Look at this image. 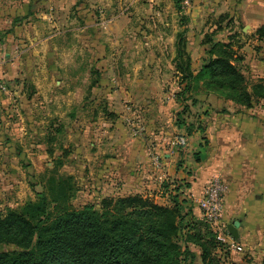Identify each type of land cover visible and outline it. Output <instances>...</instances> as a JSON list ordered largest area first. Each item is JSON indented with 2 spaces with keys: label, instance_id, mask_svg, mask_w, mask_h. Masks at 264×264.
Wrapping results in <instances>:
<instances>
[{
  "label": "crops",
  "instance_id": "1",
  "mask_svg": "<svg viewBox=\"0 0 264 264\" xmlns=\"http://www.w3.org/2000/svg\"><path fill=\"white\" fill-rule=\"evenodd\" d=\"M28 1L31 0L25 3L29 4ZM37 1L45 2L33 0L35 4ZM86 1H76L75 4L79 6L75 7L71 17L68 15L73 27L58 29L52 35L59 33L66 36L71 58L49 64V68H55L59 73L68 71V67L72 68L71 81L78 87L85 82L94 84L81 102V91L76 86L73 91L64 93V90H60L51 97L45 88H39L41 82L50 83L45 81L47 77L50 78L47 66H43L46 62L39 66L42 73L40 77L32 80L19 79L21 62L15 55L0 60V83L9 80H15L16 83L28 81L32 84V90H36L34 93L22 91L21 105L25 106V110L18 109L16 104L15 111L18 113L11 115L9 109L5 110L2 106L7 98L0 91V192L5 187V180L12 183L13 167H17L15 161L21 163L24 159L27 165L32 162L29 158L38 156L42 162L49 164L52 163L49 160L53 159L54 163L68 154L69 151L66 154L64 148L62 154H55V147L63 145L57 136L66 127L67 114L73 118L69 126L75 139L70 146L76 147L74 158H79L78 161L82 160V150L77 140L81 135L91 137L93 155H88L98 166L95 168L97 189L101 188L102 183L103 189L107 188L105 191L114 195L140 193L163 205H171L174 196L184 204L185 199L191 197L197 203V198L212 178L219 175L228 182L224 192L223 221L230 223L237 220L241 235L240 220L247 216L250 224L243 228L253 236L259 235V227L264 224V98H259L247 109L219 110L216 107L213 113H202L200 120L206 118L207 121L202 125L184 121L166 126L165 121L160 122L159 118L162 116L163 119L173 107L161 105L158 110L152 104L160 101L163 95L159 88L164 78L162 69H174L177 63L180 30H185L188 51L192 48L188 41L195 40L196 47H200L201 59L207 47L203 43V35L207 33H215L218 39L232 41L235 47L242 50L247 47V44L241 45L243 41L247 40L249 44L254 42L255 53H250L249 57L244 54L245 59L238 54L242 57L238 63L244 66L250 64L254 73L263 74L264 34L261 35L262 31L258 29L264 28V0H189L183 4L182 11H178L174 0H89L93 2L92 7L85 8L86 4L82 9ZM28 8L22 16L16 12V19L30 14ZM60 8L65 10L68 7L62 4ZM225 13L228 17L221 20L219 16ZM24 25L22 32L26 34L32 28L37 30V24L32 27ZM8 37L10 40L13 36L9 33ZM32 40L35 42L26 47L29 54L38 51L47 53L49 36L33 35ZM6 44L0 42V52L2 45ZM84 51L88 52L90 59L86 62V69L81 70L83 65L75 61L79 52ZM196 61V58L193 59V67L201 62L200 59ZM63 82L64 79L56 78L54 85L57 87ZM115 84L118 89H112ZM70 94L73 99L66 98ZM18 97L16 101L20 100ZM68 100H74L70 107L71 113H61ZM117 100L121 102L120 107L116 105ZM139 100L138 112L149 117L147 136L129 138L121 119L125 113L123 104L134 107L135 101ZM51 101L58 106L54 113L49 110ZM34 106H40L44 115L34 116ZM49 115L54 116V119H50ZM17 116L20 121H16ZM85 116H89L88 123L82 124L81 119ZM239 118L248 121L247 124L240 123ZM27 126L30 128L27 129ZM27 130L30 134L39 131L40 137L31 145L35 150L26 146V152L22 154L12 133L26 134ZM150 148L159 156L160 165L154 163ZM11 186L17 188L18 184ZM13 191L15 189L11 193ZM99 193V190L94 191V194ZM197 204L192 208L194 214L199 216L201 209ZM238 240L235 239L236 242Z\"/></svg>",
  "mask_w": 264,
  "mask_h": 264
},
{
  "label": "rangeland",
  "instance_id": "2",
  "mask_svg": "<svg viewBox=\"0 0 264 264\" xmlns=\"http://www.w3.org/2000/svg\"><path fill=\"white\" fill-rule=\"evenodd\" d=\"M26 0H0V13H1V20H0V42H6V45H2V51L0 52V60H6L8 57H12L15 55V58L21 62V73L18 72L19 79L24 78H36L40 77L42 74L40 72L39 66L41 64H44L43 62H46L43 66H47L48 75L50 78L47 77L45 81L50 82L48 84H41L39 85V88L43 90L45 88V91L48 92L49 96H56L57 91L64 90V93H68L70 91H73L78 87L75 83H72L71 79L73 77V70L72 68L68 67V71L63 70L61 73H59L55 68H49V64L56 63L58 60H69L71 58V55L68 54V47L70 44L68 43V40L65 39L66 36H63L59 33L52 36L58 29L62 30L63 28H71L73 27L72 20H69L67 17L70 16L73 10H75L76 6H79L78 4H75L78 0H45V2H36V4L33 2V0L28 1L29 4L25 3ZM91 1V0H90ZM89 0H87L85 4L82 5L83 7L87 4L85 8L92 7L93 2L90 3ZM11 2V3H10ZM175 2V0H174ZM185 3V0H183L182 5ZM62 4H65L68 8L65 10H61ZM98 6V2L96 3ZM29 7V8H28ZM31 11L30 14H28L25 18H19L16 19L15 13L18 12L22 16L26 10ZM24 9V11H23ZM178 10V11H182ZM63 11V12H62ZM20 17V16H19ZM71 17V16H70ZM216 16H214V19ZM77 23V22H75ZM27 27H30L33 24H37V30L32 28V30L29 32V34L24 31L22 32V29H24L25 25ZM16 26L15 27H13ZM240 26V24H238ZM77 26V24H76ZM32 27V26H31ZM78 28L75 29L76 32H78ZM81 31V30H80ZM180 30L178 34L181 32ZM37 32V33H36ZM11 33L13 37L8 40V34ZM36 33V34H35ZM182 36L187 38L185 35V30L182 31ZM41 35L42 37L49 36V45L47 53L40 51L36 53L29 54L28 50L26 49L27 45L30 43H34L35 41L32 40L33 35ZM59 34V35H58ZM29 35V36H27ZM61 35V36H60ZM206 35H203V39H205ZM190 41H193L190 43ZM195 40H189V44L192 45V48L190 51L187 50L188 46H186L187 53L190 55V64L191 69L194 73V75L199 74L202 64L204 62L203 59L200 57V47H196L194 44ZM247 44V47H242V49L235 47L236 45H233L236 49L237 54L242 55L243 59H245V55L249 57L250 53L254 54L255 50L253 48L254 42L248 43L246 40L243 41V45ZM197 48V49H196ZM207 47L203 51V56L205 55ZM57 51L58 53L54 52ZM242 51H246L245 53ZM6 53H9V56H6ZM245 54V55H244ZM264 54V53H263ZM76 55V54H75ZM78 58L76 57V62L81 63L83 65V69H86L85 65L86 62L88 63V60L90 59V56L87 51L79 52ZM198 61V59L201 60V62L193 67V59ZM256 58V57H255ZM32 61V62H31ZM196 61V62H197ZM246 63V62H245ZM196 64V63H195ZM239 64V63H238ZM246 77V81L248 84L249 89H252V86L254 83L263 82L264 83V73L263 74H256L254 73L251 68L250 64H240L239 65ZM31 67V69H30ZM33 68V71H32ZM44 69V68H43ZM163 75V81L159 85L160 88V94L161 99L160 101H154L152 105H156V109L159 110V107L161 105H170L173 107V110L169 112L168 115H165L162 119L159 118V121L162 122L165 121L166 126H171L173 123H178L184 121H192L194 125H202L206 123V118H203L204 120H200L202 113H207L208 111H212L214 108H218L219 110H228V108L235 109H241L240 107L247 109V107L241 106L236 103H232L229 99H226L220 95H218L215 92L210 91V89L204 88V80L201 79L199 82H194L191 88L186 87V81L182 80L183 74L177 69V66L175 65L174 69H162ZM66 72V73H65ZM264 72V71H263ZM62 76V78H60ZM95 76V74H94ZM64 79V82L62 84H59L57 87L54 85L55 79ZM25 79V80H27ZM32 79V80H33ZM68 81V82H67ZM0 86V91H2L3 97L6 99L4 102V109H9L10 115L13 113H18V111H15V106L17 104V108L20 110H25V106H22V100H21V94L23 92L26 93H34L36 90H32V84L28 81H24V83L20 82L16 83L15 80H9V81H2ZM76 86V87H75ZM93 84L89 82L80 83L79 89H80V102L82 101L83 96L90 92V89L92 88ZM118 89L119 87L115 84L112 85V89ZM23 91V92H22ZM39 94V93H38ZM19 95V97H18ZM20 98V100L16 99ZM37 98L38 95H35ZM11 101H10V99ZM67 99H73L72 94L68 95L66 97ZM9 99V100H8ZM69 102L65 101V107L61 109V113H64L67 111V113H71L70 107L72 105V100H68ZM76 102V101H75ZM139 101H135L134 107L130 106L128 103L123 104V109H125V113L122 114L121 119L123 120L124 126L128 131L129 138H135V137H142L145 138L147 136L146 129L148 127V121L149 117L147 118L144 113L140 114L138 112ZM258 102V100L256 101ZM31 103V102H30ZM15 105V106H14ZM34 105V104H33ZM39 105V104H38ZM101 105V104H100ZM116 105L118 107L121 106V102L119 100L116 101ZM69 106V108H68ZM258 106V103H257ZM58 107L54 101L50 102L49 110H51L52 113H54V110L58 109L55 108ZM250 108V107H249ZM44 109V108H42ZM207 109V110H206ZM40 106H34V116L36 114L38 117L44 114L41 113ZM145 110V108H144ZM147 110V109H146ZM145 110V112H147ZM161 113V112H160ZM167 114V113H166ZM25 116V115H24ZM209 116V114H208ZM11 118L13 116H10ZM26 117V116H25ZM50 119H54V116L49 115ZM65 125L66 127H63V131L59 133L57 137H60L59 142L62 145L56 146L55 148V154H62L63 148L66 149L68 154L64 156L62 159L64 161L63 164L59 165L58 167V173L65 174V175H73L75 183L78 187L77 192L75 193L74 197L70 199V203L74 205L75 207H79L85 203L88 202H96L99 204L100 200L103 197L106 196H117L114 195L112 192L105 191L104 186H102V183H100L101 188L97 189L98 186V180L97 175H95L97 169L95 170L97 166V163L94 162V160L88 155H93V150H91V137L88 135H81L80 139L77 140L79 145L81 146L82 150V160L78 161L79 158H74V152H76V147H72V143L74 142L75 136L73 134V131L70 126L71 121H73L72 117L65 114ZM88 117L85 116L81 119L82 124L88 123ZM169 117V119H168ZM28 116L26 117V119ZM34 121L35 118H32ZM56 120V119H55ZM131 120L137 121V123L142 127V132L140 134H135L133 125H131ZM16 121H20L19 116L16 117ZM33 124L39 125V123ZM27 122V121H26ZM239 122L242 124H247L248 121L243 120L242 118H239ZM81 124V125H82ZM70 125V126H69ZM30 127L27 126V129ZM85 128V126H84ZM34 131V129H33ZM21 132V131H20ZM28 133H12L18 145V149L26 152V146L33 150H35V147H32V143H35L39 137L40 133L33 132L30 134V131L27 130ZM9 134V132H7ZM85 133V131H83ZM10 135V134H9ZM12 136V137H13ZM104 137V136H103ZM52 144L53 141L51 142ZM100 143V142H99ZM58 145V144H57ZM39 149V148H37ZM29 151V150H28ZM102 151V150H101ZM36 152H38L36 150ZM28 153V152H27ZM102 153V152H101ZM150 153L153 158V155L156 153L153 152V149L150 148ZM84 155V158H83ZM32 162L29 164H25L24 159L21 160V163L19 161H15L17 167H13L14 173L12 172V179L11 184L10 182L4 181L5 187L0 192V208L3 211H6L7 209H18L20 210L23 205H25L28 202L36 201L38 199V193L46 192L49 197L51 195L49 194V190L47 188V179L52 175L51 172L48 169H52L55 167V163H53V159L49 160V164H45L44 161L42 162L38 156H33L32 158H29ZM51 159V156H50ZM60 159V158H59ZM85 159V161H83ZM100 159V157H99ZM98 159V160H99ZM24 161V162H23ZM89 171V172H88ZM91 171V172H90ZM220 177L226 186L228 185V182L224 180L221 176L216 175ZM214 176V177H216ZM213 179V178H212ZM21 181V183H20ZM18 184L17 188L12 187V184ZM13 193H11V190H14ZM227 189V188H226ZM99 190V194H94V191ZM18 191L20 192L18 194ZM226 191V190H225ZM224 191V192H225ZM96 193V192H95ZM122 196V195H120ZM223 200H224V193H223ZM184 208L183 212L185 215V227L181 231L178 240L182 244V247L185 248L188 246L192 251L195 253V259L193 261V264H205L202 261L201 258V248L199 245L194 244L193 242L186 241V233L187 232H193L195 231V225L200 224L199 227L201 229H209V231H212L215 233L217 240L220 242V245L217 249L213 250V257L214 261L212 264H264V224L262 223L259 227V235L253 236L251 235L247 229L245 230L243 227L246 225H249V220L247 216L240 220V239L236 242L235 239L232 237V235L229 234L227 231V225L228 221L224 222L223 219H221V222L219 223H210L208 222L204 214L201 210V214L199 216L194 214L193 208L196 206V201L193 200V198L185 199V204L182 203ZM55 205V202L51 203V206ZM198 205V204H197ZM245 207H247L245 205ZM200 208V207H199ZM245 215V214H244ZM194 223V225H192ZM242 226V227H240ZM260 242V243H259ZM8 248L5 244H0V251L6 250ZM182 264H190V258L183 260Z\"/></svg>",
  "mask_w": 264,
  "mask_h": 264
},
{
  "label": "trees",
  "instance_id": "3",
  "mask_svg": "<svg viewBox=\"0 0 264 264\" xmlns=\"http://www.w3.org/2000/svg\"><path fill=\"white\" fill-rule=\"evenodd\" d=\"M182 2L175 0L178 10ZM227 17L226 13L219 16L221 20ZM258 31L264 34L263 27ZM182 34H178L176 66L182 80H187V88L202 79L205 89L247 108L264 98L263 82L249 89L238 64L242 57L232 41L207 33L204 62L194 75ZM54 163L55 167L48 169L52 175L46 188L51 197L42 192L20 210L0 208V244L8 246L0 251V264H182L188 257L193 264L194 251L183 248L178 240L185 227L184 206L178 198L174 196L171 205H163L140 193H130L75 207L70 203L78 189L75 178L58 173L63 159ZM52 202L55 205L51 206ZM199 225L186 233V241L199 245L202 261L212 264L213 250L220 242L215 233Z\"/></svg>",
  "mask_w": 264,
  "mask_h": 264
},
{
  "label": "built area",
  "instance_id": "4",
  "mask_svg": "<svg viewBox=\"0 0 264 264\" xmlns=\"http://www.w3.org/2000/svg\"><path fill=\"white\" fill-rule=\"evenodd\" d=\"M186 3L189 0H185ZM134 133L140 134L142 127L135 120H131ZM153 161L156 165H160V158L158 155H153ZM227 186L224 181L216 176L213 177L209 185L204 189L201 196L197 198V203L202 210L205 219L210 223H219L222 219L223 213V193Z\"/></svg>",
  "mask_w": 264,
  "mask_h": 264
},
{
  "label": "water",
  "instance_id": "5",
  "mask_svg": "<svg viewBox=\"0 0 264 264\" xmlns=\"http://www.w3.org/2000/svg\"><path fill=\"white\" fill-rule=\"evenodd\" d=\"M237 223H238L237 220H233L232 222L228 223L227 229L228 232L232 235V237L238 240L240 238V235H239Z\"/></svg>",
  "mask_w": 264,
  "mask_h": 264
}]
</instances>
